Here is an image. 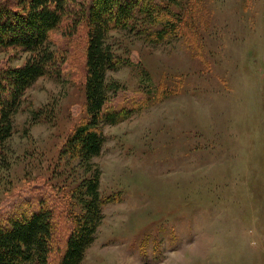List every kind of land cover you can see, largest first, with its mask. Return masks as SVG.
<instances>
[{"label":"rangeland","instance_id":"374dc122","mask_svg":"<svg viewBox=\"0 0 264 264\" xmlns=\"http://www.w3.org/2000/svg\"><path fill=\"white\" fill-rule=\"evenodd\" d=\"M160 1L155 22L111 34V106L134 110L101 126L107 202L82 264H264V0ZM73 25L51 35L61 73L27 91L0 151V210L41 193L76 208L85 173L61 156L88 118L87 31ZM29 57L2 51L0 70Z\"/></svg>","mask_w":264,"mask_h":264},{"label":"trees","instance_id":"16d2710c","mask_svg":"<svg viewBox=\"0 0 264 264\" xmlns=\"http://www.w3.org/2000/svg\"><path fill=\"white\" fill-rule=\"evenodd\" d=\"M154 1V0H153ZM172 2L174 0H164ZM164 7L160 0H3L0 2V52L17 50L30 55L20 66L0 70V151L12 138L15 116L27 91L41 78L61 73L64 58L55 51L51 35L69 19L71 33L87 31L85 88L87 121L65 142L61 156L79 160L84 170L76 208L53 206L49 195H26L0 210V264H82L95 243L106 204L100 193L101 170L94 159L105 144L101 126L116 125L131 116L133 106H111L118 86L108 74L117 71L111 34L140 31L138 22H155ZM149 21V20H148ZM61 68V69H60ZM124 109V110H123Z\"/></svg>","mask_w":264,"mask_h":264}]
</instances>
